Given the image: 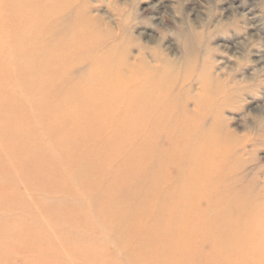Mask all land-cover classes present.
Here are the masks:
<instances>
[{"label": "bare ground", "instance_id": "bare-ground-1", "mask_svg": "<svg viewBox=\"0 0 264 264\" xmlns=\"http://www.w3.org/2000/svg\"><path fill=\"white\" fill-rule=\"evenodd\" d=\"M71 3L0 0V169L59 176L37 189L72 193L84 235L72 234L76 251L49 250L54 231L33 219L12 244H25L29 264H264V195L245 177V144L201 105L189 111L167 68L130 61L121 41L96 52L109 32L72 16ZM98 231L109 242L90 237Z\"/></svg>", "mask_w": 264, "mask_h": 264}, {"label": "rangeland", "instance_id": "rangeland-1", "mask_svg": "<svg viewBox=\"0 0 264 264\" xmlns=\"http://www.w3.org/2000/svg\"><path fill=\"white\" fill-rule=\"evenodd\" d=\"M70 1L72 3L68 6V10L72 16L87 17V24L94 26L103 34L106 31L109 32V38L99 45L96 52L103 49L105 51L108 46L121 41L122 45L118 52L127 50L130 61L142 57L151 65L167 68L171 72L169 75L171 84L168 87L173 83H179V86L184 88L178 99L180 101L187 99L186 106L189 111L194 108V103L199 104L208 112V122L220 121L227 131L235 134L245 144L243 151L238 154L247 163L244 168L245 177L248 180H255V185L264 195V0ZM12 2L15 3L16 0H12ZM54 9L58 10L59 7ZM63 18V14H60L57 22ZM87 39L92 42L90 38ZM10 74L12 76L15 72L10 71ZM175 75L182 79L185 78L186 81L181 82L180 78L176 80ZM188 98L190 99L188 100ZM5 99L4 101H8L7 98ZM9 147L15 152L18 151L11 145ZM30 166L26 165L17 170L20 176H17L12 170V165L9 168L0 169V171L8 170V172L6 170L0 172V176L4 178L0 185L2 188L0 193L3 197V201L0 199V231H2L0 232V243L1 245L2 243L10 245V248L3 245L6 247V251L3 246L0 248L2 249L0 258L6 259L2 260L3 263L5 262L4 264H29L27 262L31 260L28 255L23 254L25 244H20L17 247L16 244H12V240L9 238L17 235L16 229L22 228V225H24L23 228L26 227L25 220L27 223L31 222L28 225H33V219L38 220L40 224H44L45 229L54 231L50 234L52 238H57L55 241L57 245L50 243L52 247L49 244V250L54 246L59 251L60 245L69 244L72 246V250L76 251L78 248H76L77 244H74L76 242L71 241L72 234L74 233L75 236L73 239L77 236H84L82 233V235H75L82 219L71 216L70 209L74 204L73 194L60 193L58 189L53 191L37 189L39 185L47 183L48 180L49 183L57 182L59 176L46 175L44 177L43 174H38ZM29 168H32L33 172ZM82 189L80 188L78 192H82ZM49 192H52L51 195ZM32 195L34 199L36 198L35 200ZM38 197L42 199L39 200ZM15 200L17 201L15 202ZM11 204L14 206L11 207ZM49 205L56 206L54 212L52 209L48 211ZM17 206L22 207V210L26 208L25 212L21 210L24 212L22 213L21 208L19 209ZM40 206H43V210L42 207L39 208ZM45 206L47 210H44ZM39 209L42 213L39 212ZM2 211L4 212L2 213ZM44 212H49L50 216L54 215L55 218L50 217L48 213L45 215ZM26 213L31 217H27ZM5 214L6 216H3ZM42 215L45 217L43 218ZM8 216L13 217L9 218ZM2 217L3 219L7 218L2 221ZM62 217L66 218L69 223L72 220L74 228L77 230L68 232V229L67 235L65 229H61L66 223V219L63 221ZM22 218H24L23 221ZM12 230L13 232H11ZM4 231L5 233H3ZM96 233L100 235L98 236ZM55 234L57 235L55 236ZM94 234L90 235L92 239L97 236L101 238L103 234L102 237L108 239L109 242V238H105L107 236L105 232L98 231ZM7 237L9 239H6ZM85 237H88L87 234ZM8 240H10V244L7 243ZM66 241H71V244ZM14 246L19 249H13ZM71 251L68 252L70 255L74 252ZM109 251L113 254L116 250L110 249ZM6 255L13 260H9ZM26 257H29V260ZM2 262L0 263L3 264Z\"/></svg>", "mask_w": 264, "mask_h": 264}]
</instances>
